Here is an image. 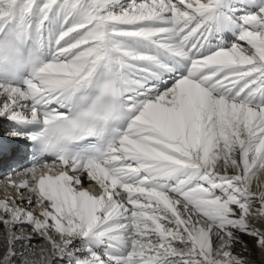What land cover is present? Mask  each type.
Masks as SVG:
<instances>
[{
	"label": "snow or ice",
	"instance_id": "snow-or-ice-1",
	"mask_svg": "<svg viewBox=\"0 0 264 264\" xmlns=\"http://www.w3.org/2000/svg\"><path fill=\"white\" fill-rule=\"evenodd\" d=\"M0 125V264L264 251V0H0Z\"/></svg>",
	"mask_w": 264,
	"mask_h": 264
},
{
	"label": "bare ground",
	"instance_id": "bare-ground-1",
	"mask_svg": "<svg viewBox=\"0 0 264 264\" xmlns=\"http://www.w3.org/2000/svg\"><path fill=\"white\" fill-rule=\"evenodd\" d=\"M230 43H231V41L230 40H228ZM228 41H226V43H228ZM3 126L2 125H0V128H2ZM1 131H3L2 129H1ZM20 147V146H19ZM18 147V148H19ZM12 148V147H11ZM14 149V154L12 155V158L11 157H6V156H4V157H2L1 159H0V169H3V172L4 173H9V171L7 170V167H9L10 166V162L11 161H13L14 160V155H16V154H18L19 153V149ZM20 151H23V149H21ZM2 163H4V164H2ZM2 164V165H1ZM1 186H4L5 187V184H3V183H0V198H3V197H5L6 195H8L9 194V190H7V189H2L1 188ZM85 188H88V182L87 181H85V183H84V185H83ZM89 190H91L90 188H89ZM2 234H6V233H4V232H2V231H0V238H2ZM247 248H246V250H245V255H246V257H247V259L251 262V264H261L260 262H259V260H258V256H256V249L257 248H255L252 244H251V242L249 241V242H247ZM33 251H35V252H39L40 251V248H33Z\"/></svg>",
	"mask_w": 264,
	"mask_h": 264
},
{
	"label": "rangeland",
	"instance_id": "rangeland-1",
	"mask_svg": "<svg viewBox=\"0 0 264 264\" xmlns=\"http://www.w3.org/2000/svg\"><path fill=\"white\" fill-rule=\"evenodd\" d=\"M2 132V131H0ZM21 233H17V235H20ZM24 234H27L25 232ZM7 248V235L2 234V238H0V254H2V251ZM21 249H18V251ZM256 256H258V260L261 264H264V251H261L259 249H256ZM17 264H20V262H17Z\"/></svg>",
	"mask_w": 264,
	"mask_h": 264
}]
</instances>
